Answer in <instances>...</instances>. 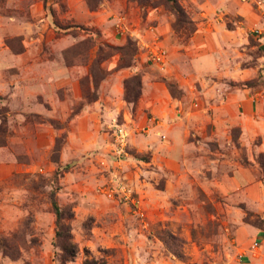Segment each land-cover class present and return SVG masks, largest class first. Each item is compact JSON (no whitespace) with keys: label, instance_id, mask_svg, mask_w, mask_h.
<instances>
[{"label":"rangeland","instance_id":"1","mask_svg":"<svg viewBox=\"0 0 264 264\" xmlns=\"http://www.w3.org/2000/svg\"><path fill=\"white\" fill-rule=\"evenodd\" d=\"M176 1L0 0V264H264V0Z\"/></svg>","mask_w":264,"mask_h":264},{"label":"trees","instance_id":"2","mask_svg":"<svg viewBox=\"0 0 264 264\" xmlns=\"http://www.w3.org/2000/svg\"><path fill=\"white\" fill-rule=\"evenodd\" d=\"M170 5L172 10L175 12L176 14V18L177 20H180L183 17V10L180 7V5H178L176 0H167ZM122 64L121 66H127L130 64V60L129 59H123L122 58ZM135 80V79H134ZM126 90L128 88V81L125 84ZM127 100L129 101H134L135 98H132L130 95H128L127 92ZM52 205H53V209L56 215V231H55V236L57 238V240L59 241V245L61 247V250L63 252V258L61 263L64 264L65 261H67L68 259L72 258L75 253H76V246L75 244L71 241V235H70V231H69V227L62 223L61 220L64 218V210L61 209L55 199H52Z\"/></svg>","mask_w":264,"mask_h":264}]
</instances>
